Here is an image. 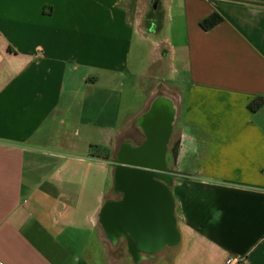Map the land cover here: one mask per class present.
<instances>
[{
  "label": "crops",
  "instance_id": "obj_1",
  "mask_svg": "<svg viewBox=\"0 0 264 264\" xmlns=\"http://www.w3.org/2000/svg\"><path fill=\"white\" fill-rule=\"evenodd\" d=\"M261 98L264 0H0V264H264Z\"/></svg>",
  "mask_w": 264,
  "mask_h": 264
},
{
  "label": "water",
  "instance_id": "obj_2",
  "mask_svg": "<svg viewBox=\"0 0 264 264\" xmlns=\"http://www.w3.org/2000/svg\"><path fill=\"white\" fill-rule=\"evenodd\" d=\"M170 127H167V130L162 133L161 140L159 144L158 153L162 156L166 152V146L168 144L169 136H170ZM146 147L136 149L134 151L128 152L126 155L123 156L122 161L119 163V170L120 171H127L129 174L135 175H142V176H152L156 178H162L167 176L168 171L164 167V163L161 160H158L156 164L144 166L145 159H146ZM157 152V151H156ZM146 169V170H145ZM166 173V174H164ZM153 185V184H152ZM154 189H157L156 184H154Z\"/></svg>",
  "mask_w": 264,
  "mask_h": 264
},
{
  "label": "trees",
  "instance_id": "obj_3",
  "mask_svg": "<svg viewBox=\"0 0 264 264\" xmlns=\"http://www.w3.org/2000/svg\"><path fill=\"white\" fill-rule=\"evenodd\" d=\"M223 21V17L218 14V13H214L211 16H209L208 18H206L205 20H203L201 22V27L208 31L211 30L212 28H214L215 26H217L218 24H220ZM264 104V98H261L257 101H255L251 108L253 110H257L259 109L262 105Z\"/></svg>",
  "mask_w": 264,
  "mask_h": 264
},
{
  "label": "rangeland",
  "instance_id": "obj_4",
  "mask_svg": "<svg viewBox=\"0 0 264 264\" xmlns=\"http://www.w3.org/2000/svg\"><path fill=\"white\" fill-rule=\"evenodd\" d=\"M127 8H128V11L129 13L133 16V14L136 13V4L134 2H129L127 3Z\"/></svg>",
  "mask_w": 264,
  "mask_h": 264
},
{
  "label": "built area",
  "instance_id": "obj_5",
  "mask_svg": "<svg viewBox=\"0 0 264 264\" xmlns=\"http://www.w3.org/2000/svg\"><path fill=\"white\" fill-rule=\"evenodd\" d=\"M227 264H246V262L244 261V259L233 258Z\"/></svg>",
  "mask_w": 264,
  "mask_h": 264
},
{
  "label": "bare ground",
  "instance_id": "obj_6",
  "mask_svg": "<svg viewBox=\"0 0 264 264\" xmlns=\"http://www.w3.org/2000/svg\"><path fill=\"white\" fill-rule=\"evenodd\" d=\"M154 129H156V128H154ZM154 129H153V130H154ZM148 260H149V259H148Z\"/></svg>",
  "mask_w": 264,
  "mask_h": 264
}]
</instances>
